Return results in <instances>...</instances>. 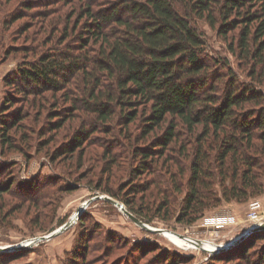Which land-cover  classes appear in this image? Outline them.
<instances>
[{
  "label": "rangeland",
  "instance_id": "rangeland-1",
  "mask_svg": "<svg viewBox=\"0 0 264 264\" xmlns=\"http://www.w3.org/2000/svg\"><path fill=\"white\" fill-rule=\"evenodd\" d=\"M64 1L0 0V185L6 186V191L0 192V264H248L230 251L241 241L208 251L213 245L228 243L248 226L252 200L261 202L258 214L264 217V193L244 201L222 200L205 208L192 222L185 217L179 220L191 155L169 148L162 157L146 161L147 169H136L141 165L136 148L150 145L160 130L145 140L134 141L141 132L139 116L122 133L119 125L114 124L116 131L112 133L102 131L98 124V131L69 151L66 149L74 143L75 135L84 137L81 123L83 117H90L89 112L77 108L55 129L52 124L58 119L53 115L69 104L61 90L37 95L30 91L39 88L6 83L7 75L28 61H36L49 49L75 51L77 33L71 36L70 31L62 41L63 25L56 24L59 28L54 32L43 27L48 18L58 16L61 7L66 11L61 18L64 22L72 14L69 0L63 5ZM45 9L50 13L46 19L41 15ZM69 21L71 28L75 14ZM194 22L205 40L203 52L211 73L229 72L246 84L253 83L264 94V64H254L257 60L239 55L237 30L224 36L203 18ZM252 69L259 80L249 77ZM70 75L66 76L70 82L65 89L69 98L76 100L83 85ZM4 132L9 138L6 143L1 139ZM125 134L132 140L124 138ZM186 136H181L177 145L186 143L191 154L194 144H189ZM212 188L221 194L218 181ZM95 196L101 197L85 205ZM103 196L123 203L149 228L160 232L142 228ZM81 205L85 207L77 218L75 212ZM150 217L152 220L147 221ZM219 217L226 218L223 227L216 224ZM69 219L72 225L60 234L18 246L54 231ZM262 243V239L257 240L253 249ZM212 254L219 255L211 259Z\"/></svg>",
  "mask_w": 264,
  "mask_h": 264
},
{
  "label": "trees",
  "instance_id": "trees-1",
  "mask_svg": "<svg viewBox=\"0 0 264 264\" xmlns=\"http://www.w3.org/2000/svg\"><path fill=\"white\" fill-rule=\"evenodd\" d=\"M69 2L73 12L65 22L61 18L66 11L61 7L58 16L48 18L43 27L54 32L63 25L62 41L70 31L71 36L77 33L75 51L49 49L5 77L7 84L39 88L29 90L37 95L62 91L69 104L53 115L58 119L52 124L55 129L77 108L89 112L90 117H83L81 123L84 137L75 135L66 150L98 131V124L112 133L114 124L119 125L122 133L139 116L141 132L134 141L145 140L157 130L161 134L152 137L150 145L136 148L141 164L137 170L147 169L146 161L162 157L169 148L191 155L179 220L185 217L192 222L222 200L244 201L264 193V94L229 72L211 73L203 52L205 40L194 22L203 18L224 36L237 30L239 55L264 64V0ZM48 12L45 9L41 15L46 19ZM256 73L252 69L248 75L259 80ZM67 74L83 85L76 100L65 89L70 82ZM107 125L111 127L105 129ZM181 136L194 144L191 154L186 143L177 145ZM124 138L132 140L129 134ZM1 139L9 141L5 132ZM217 181L221 194L212 188ZM4 191L6 186L0 185V192ZM261 239L263 243L253 249ZM230 251L248 264H264V230L251 233Z\"/></svg>",
  "mask_w": 264,
  "mask_h": 264
},
{
  "label": "water",
  "instance_id": "water-1",
  "mask_svg": "<svg viewBox=\"0 0 264 264\" xmlns=\"http://www.w3.org/2000/svg\"><path fill=\"white\" fill-rule=\"evenodd\" d=\"M97 197H101V196H95V197H92V198L86 200L85 205H87L89 202H91L94 198H97ZM103 198H105L106 200L112 202L114 205H116L118 208H120L127 216H129L134 222H136L142 228H145V229L150 230V231H155V232H159L160 231V230H154L152 228H149L146 223H144L143 221H141V219H139L138 217L133 215L131 212H129L125 208L123 203H120L119 201H117V200H115V199H113V198H111L109 196H103ZM82 209H83V207L77 209V218H78L79 214L81 213ZM71 225H72V223H71V221L69 219L68 221H66L65 223L60 225L54 231H52V232H50V233H48L46 235L34 237L33 240L28 245L27 244H19L18 246L19 247L29 246V245H32L34 243H37L38 241H40L42 239H50V238L60 234L64 230L68 229ZM261 230H264V223H262V224H248L247 227H245L238 235L233 237L232 240L228 241L227 244L218 245V246H220L218 249L229 248V247L235 245L236 243H238L239 241H242L244 238H246L251 233L256 232V231H261Z\"/></svg>",
  "mask_w": 264,
  "mask_h": 264
},
{
  "label": "built area",
  "instance_id": "built-area-1",
  "mask_svg": "<svg viewBox=\"0 0 264 264\" xmlns=\"http://www.w3.org/2000/svg\"><path fill=\"white\" fill-rule=\"evenodd\" d=\"M260 207H261V202L259 200L254 199L249 203V212L247 214L248 216L246 219L249 222V224H262V223H264V217H262L258 214V210L260 209ZM223 219H226V218L225 217H219V219H218L219 223H216L217 225H219V227L220 226L223 227V225H224ZM208 252H213V251L210 250Z\"/></svg>",
  "mask_w": 264,
  "mask_h": 264
},
{
  "label": "bare ground",
  "instance_id": "bare-ground-1",
  "mask_svg": "<svg viewBox=\"0 0 264 264\" xmlns=\"http://www.w3.org/2000/svg\"><path fill=\"white\" fill-rule=\"evenodd\" d=\"M84 208L85 207V205H81V206H79L78 208ZM76 216H77V210H76ZM160 232V231H159ZM167 233V236H169V237H171L172 235H171V233H169V232H166ZM30 240H33V238L32 239H30ZM194 241H196V242H201L200 240H194ZM227 244V243H226ZM28 245V244H27ZM220 245H225V244H220ZM220 246H218V245H216V246H214L213 245V248L211 249V250H218V248H219ZM200 249H203L202 247H199Z\"/></svg>",
  "mask_w": 264,
  "mask_h": 264
},
{
  "label": "crops",
  "instance_id": "crops-1",
  "mask_svg": "<svg viewBox=\"0 0 264 264\" xmlns=\"http://www.w3.org/2000/svg\"><path fill=\"white\" fill-rule=\"evenodd\" d=\"M244 229V228H243Z\"/></svg>",
  "mask_w": 264,
  "mask_h": 264
}]
</instances>
